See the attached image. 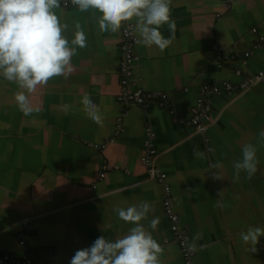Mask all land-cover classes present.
Segmentation results:
<instances>
[{
	"label": "crops",
	"instance_id": "1",
	"mask_svg": "<svg viewBox=\"0 0 264 264\" xmlns=\"http://www.w3.org/2000/svg\"><path fill=\"white\" fill-rule=\"evenodd\" d=\"M53 11L76 49L73 71L31 93L25 89L34 109L28 116L15 100L18 85L0 77V264H6V253H26L34 264H70L76 250L98 237L128 234L135 225L119 219L116 209L141 201L155 209L141 223L161 245L160 264H187L165 211L164 185L142 164L150 152L148 131L189 234L193 264H264V236L254 253L241 238L264 225V144L258 137L264 130V79L240 94H215L218 117L208 130L186 123L206 85L237 86L264 73V45L254 49L264 38V0H172V43L161 51L139 42L126 87L119 67L123 28L101 31L102 14L81 12L71 0H60ZM160 30L172 35L167 24ZM77 31L86 37L83 48L71 43ZM228 53L235 58H217ZM137 88L164 96L147 106L122 104L127 91ZM85 95L99 106L102 125L84 110ZM246 143L257 145L258 170L237 180L233 165ZM197 148L205 158L194 155ZM217 161L222 168L211 169ZM155 217L160 222L152 229Z\"/></svg>",
	"mask_w": 264,
	"mask_h": 264
},
{
	"label": "clouds",
	"instance_id": "2",
	"mask_svg": "<svg viewBox=\"0 0 264 264\" xmlns=\"http://www.w3.org/2000/svg\"><path fill=\"white\" fill-rule=\"evenodd\" d=\"M71 3L81 12L99 11L101 31L117 33L125 22L135 19L139 42L143 45H155L163 51L174 39L176 23L171 19L172 0H71ZM58 7L60 0H0V77L18 85L20 91L16 92L15 100L25 116L34 110L25 89L31 93L51 78L67 77L73 71L71 60L76 49L70 47L68 39L62 35V25L53 11ZM165 24L172 34L167 38L160 30ZM71 43L85 47L84 33L77 31ZM82 104L89 118L102 125L100 108L91 97L85 95ZM258 137L264 144V130L259 131ZM257 151L256 144L243 145L242 159L233 165L235 179L238 180L242 172L248 179L255 175L259 164ZM194 155L205 158V153L198 148L194 149ZM209 167L218 170L222 164L217 161ZM216 179H221L217 172ZM150 211L155 209L148 201L126 209L117 208L119 219L135 226L115 240L98 237L90 247L76 250L70 264H160L161 245L141 223ZM159 222V217L153 218L150 227L156 229ZM261 236H264V225L250 227L241 233L243 242L250 245L249 251L253 253L257 251Z\"/></svg>",
	"mask_w": 264,
	"mask_h": 264
},
{
	"label": "built area",
	"instance_id": "3",
	"mask_svg": "<svg viewBox=\"0 0 264 264\" xmlns=\"http://www.w3.org/2000/svg\"><path fill=\"white\" fill-rule=\"evenodd\" d=\"M228 4H231V1H228ZM122 41L119 48V67L121 69V80L123 86L129 83L130 79L134 74V62L137 60V51L136 47L139 43V37L136 32V20L125 22L122 26ZM264 45V38L260 37L258 43L255 45L254 49H259ZM216 53L221 54L223 52L216 50ZM218 59H225L226 61H231L234 57L232 53L226 55H219ZM264 79V73H259L258 75L250 78L248 81L243 82L240 85H233L232 83H224L221 85L218 82H213L206 85L203 88V95L199 100L198 105L194 108L193 114L190 119L186 120V123L190 126H193L196 131H206L210 126L217 120L218 115L215 113V110L212 107V97L215 94L221 92H226L227 94H240L241 92L249 89L251 86L258 83V81ZM127 96L123 97V103L133 101L141 106H147L156 96L148 90L142 88H137L132 91L128 90L126 93ZM161 96H164L161 93ZM160 96V97H161ZM206 98V100H204ZM171 113L174 114V110L171 109ZM215 116H217L215 118ZM154 135L151 131L146 133V145L149 149V153L142 157V164L150 168V176L152 179L159 180L164 185V207L165 211L170 217L171 220V229L175 233L177 240L181 246L184 260L187 264H193V255L194 249L190 244V237L186 229L182 226V220L180 213L175 208L174 199L171 193V184L167 179V173L159 170L156 165V155L155 148L153 147ZM22 244L24 242L22 241ZM1 260L6 264H34L32 258L28 254H13L6 253L1 257Z\"/></svg>",
	"mask_w": 264,
	"mask_h": 264
}]
</instances>
